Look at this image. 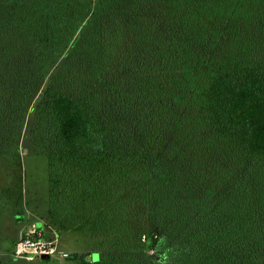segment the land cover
I'll list each match as a JSON object with an SVG mask.
<instances>
[{"label": "trees", "instance_id": "1", "mask_svg": "<svg viewBox=\"0 0 264 264\" xmlns=\"http://www.w3.org/2000/svg\"><path fill=\"white\" fill-rule=\"evenodd\" d=\"M22 137L30 226L98 240L75 264H264V0H0V214L27 223Z\"/></svg>", "mask_w": 264, "mask_h": 264}, {"label": "rangeland", "instance_id": "2", "mask_svg": "<svg viewBox=\"0 0 264 264\" xmlns=\"http://www.w3.org/2000/svg\"><path fill=\"white\" fill-rule=\"evenodd\" d=\"M21 165L23 169V186L25 190L29 191V196L27 195L23 199L24 202L29 199L30 205L24 206L23 203L18 212L25 214V217L27 216L29 220L27 223H25V220H16L20 216H16L14 211L0 214V264H75L73 258L75 254H88L91 256L92 252L98 250L95 248V241L98 242V240L90 235L89 230H77L72 227L59 233L55 226H51L53 234L50 235L52 240L58 239L57 249L53 255L35 257L32 260L14 256L13 244L16 239L24 231L29 230L32 223L42 219L50 204L47 195L48 158L46 155L35 153L30 149L29 142L24 137H22ZM34 196L38 197L37 204L34 203ZM36 227L42 231L45 228L43 222H37ZM54 231L57 233L55 234ZM106 247L107 245L103 246V249H106ZM64 254L67 255L64 256Z\"/></svg>", "mask_w": 264, "mask_h": 264}, {"label": "built area", "instance_id": "3", "mask_svg": "<svg viewBox=\"0 0 264 264\" xmlns=\"http://www.w3.org/2000/svg\"><path fill=\"white\" fill-rule=\"evenodd\" d=\"M57 240L45 238L42 230L38 229L36 225H32L16 242L14 256L27 260H32L35 257H41L43 255L51 256L56 252ZM66 255L64 254V256Z\"/></svg>", "mask_w": 264, "mask_h": 264}, {"label": "water", "instance_id": "4", "mask_svg": "<svg viewBox=\"0 0 264 264\" xmlns=\"http://www.w3.org/2000/svg\"><path fill=\"white\" fill-rule=\"evenodd\" d=\"M41 257H48L47 255H43V256H41Z\"/></svg>", "mask_w": 264, "mask_h": 264}, {"label": "crops", "instance_id": "5", "mask_svg": "<svg viewBox=\"0 0 264 264\" xmlns=\"http://www.w3.org/2000/svg\"><path fill=\"white\" fill-rule=\"evenodd\" d=\"M39 222V221H38ZM13 248H14V244H13Z\"/></svg>", "mask_w": 264, "mask_h": 264}]
</instances>
